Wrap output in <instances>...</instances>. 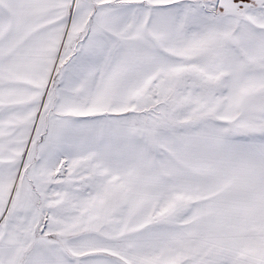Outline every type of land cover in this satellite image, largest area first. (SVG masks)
<instances>
[{"label":"snow or ice","instance_id":"obj_1","mask_svg":"<svg viewBox=\"0 0 264 264\" xmlns=\"http://www.w3.org/2000/svg\"><path fill=\"white\" fill-rule=\"evenodd\" d=\"M0 264H264V0H0Z\"/></svg>","mask_w":264,"mask_h":264}]
</instances>
